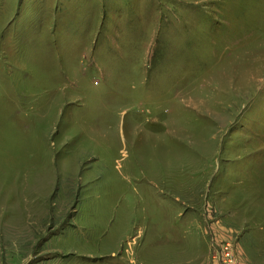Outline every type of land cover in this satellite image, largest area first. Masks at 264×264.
<instances>
[{
	"label": "rangeland",
	"instance_id": "1",
	"mask_svg": "<svg viewBox=\"0 0 264 264\" xmlns=\"http://www.w3.org/2000/svg\"><path fill=\"white\" fill-rule=\"evenodd\" d=\"M226 243L264 264V0H0V264Z\"/></svg>",
	"mask_w": 264,
	"mask_h": 264
},
{
	"label": "built area",
	"instance_id": "2",
	"mask_svg": "<svg viewBox=\"0 0 264 264\" xmlns=\"http://www.w3.org/2000/svg\"><path fill=\"white\" fill-rule=\"evenodd\" d=\"M235 254L233 245L231 243H226L221 247V251L218 252L216 258L221 264H240Z\"/></svg>",
	"mask_w": 264,
	"mask_h": 264
},
{
	"label": "crops",
	"instance_id": "3",
	"mask_svg": "<svg viewBox=\"0 0 264 264\" xmlns=\"http://www.w3.org/2000/svg\"><path fill=\"white\" fill-rule=\"evenodd\" d=\"M214 253H216V250H214ZM201 264H218V262L211 258H205Z\"/></svg>",
	"mask_w": 264,
	"mask_h": 264
}]
</instances>
